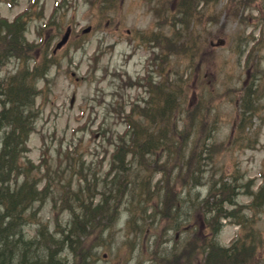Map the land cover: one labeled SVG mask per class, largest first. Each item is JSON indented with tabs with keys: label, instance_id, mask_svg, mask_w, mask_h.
<instances>
[{
	"label": "rangeland",
	"instance_id": "374dc122",
	"mask_svg": "<svg viewBox=\"0 0 264 264\" xmlns=\"http://www.w3.org/2000/svg\"><path fill=\"white\" fill-rule=\"evenodd\" d=\"M192 8L194 18L182 26L179 0H0V19L22 20L24 40L34 47L20 62L1 43L0 79H18L44 52L55 58L44 78L26 76L38 90L21 160L46 200L22 232L32 238L43 225L60 239L52 231L68 229L71 208L84 200L93 209L77 245L89 257L54 243L61 264H196L210 240L228 246L237 233L253 244L248 264H264V195L257 196L264 191V0H193ZM68 27V40L53 51ZM147 69L152 81L177 89L176 127L186 142L162 151L157 163L146 160L151 153H128L118 169L111 141L135 139L123 117L132 112L136 133L163 126L140 112L149 94L134 84L149 77ZM125 179L132 182L123 186ZM219 179L235 190L234 203L224 204L233 215L205 229L203 201L219 197L208 195L222 192L210 189ZM189 249L196 258H188Z\"/></svg>",
	"mask_w": 264,
	"mask_h": 264
},
{
	"label": "trees",
	"instance_id": "16d2710c",
	"mask_svg": "<svg viewBox=\"0 0 264 264\" xmlns=\"http://www.w3.org/2000/svg\"><path fill=\"white\" fill-rule=\"evenodd\" d=\"M192 2L193 0H179V14L177 18L182 26L192 17L194 18ZM15 20V22L9 23L6 20L0 19V44L2 43L1 45L5 46L4 54L16 55L20 59V62H22L23 60L26 61L32 58L31 55L33 54L31 51L34 47L31 43H26L24 40L25 38L22 33L24 31V24L22 20L19 21L17 18ZM172 26L175 28L176 23L172 22ZM182 26L180 28H183ZM11 28L14 32L10 30ZM18 32H20V35L15 34ZM159 32L160 29H157V34ZM181 35L190 40L194 37ZM172 40L174 41V39ZM156 42L159 44V41ZM183 42H186L187 45L193 44V41L183 40ZM167 44L170 45L169 42ZM171 48V45L170 48L167 47L168 50H171ZM187 53L190 55L196 54V52L191 50H188ZM54 61V54L49 55V52H44L41 54L40 59L34 58L32 68H26V73H22L18 79H16L17 76L7 78L8 81L5 82L2 81L3 79H0V128L6 126V129L0 135V264H7L4 260L8 258L14 259L12 264H61L62 262L57 255L56 248L51 247L54 243H60L63 246L68 245L74 251L79 250L76 253V256L79 258L89 257L87 252L82 251V247L80 249L77 248V245L81 241L79 237L83 235V230L88 224V219L91 218L92 220L94 217L93 209L84 204V200L81 201L79 207L70 209L73 213V219L68 229L56 230V228L52 231L60 233V239H53L51 233L48 234L43 225H40L36 229L37 232L32 238H26L21 228L23 224L29 222V219L41 209L43 202L46 200L44 189L37 190L35 183L29 179L31 173L29 165L26 164L28 161L21 160L23 152H26L27 133L30 131L31 125L29 121V105L30 101L32 103L33 94L37 92V89L34 90L33 88L34 81L30 83L28 79L35 73L45 77L47 63H54ZM26 76L28 77L27 80ZM148 88L151 93L149 96L150 100L143 106L140 112H143L145 117L147 116L154 124L157 122L155 117L160 118L159 122L162 120V129L159 128L155 132L154 127L156 125L152 126L148 123L149 127L147 126L141 132L136 133L137 122L132 112L128 113L127 128L131 136H135V139L130 143V138L119 136L118 141L114 143V150L111 154L112 165L118 169L124 167L123 162L128 153L134 157L140 154L145 156L143 153H151L146 157V160L152 159L154 163H157L160 155L163 153L162 151L171 152V148L176 145H185L186 141L181 140L180 136L182 129L176 127L179 118L173 107V99L178 93L177 89L168 87L165 84L159 85V82L155 83L152 81L148 84ZM169 112H171L170 116L165 120V113ZM178 113H180L179 109ZM153 115L155 116L152 117ZM171 121L173 122L172 130L170 135L167 136L165 135L166 129L170 131L168 127ZM168 130L167 133H169ZM113 141L115 140L111 142L113 143ZM198 141L196 142L197 144ZM196 143H194L195 148ZM216 145L218 146V144ZM155 149L160 150V154L156 155L155 153L158 152ZM46 154L47 149L43 152L41 161L44 160ZM112 165L111 169H113ZM130 182H132L131 179L129 181L125 179L122 185H128ZM149 182V179L142 180L138 177V184L140 185L145 186ZM44 183L46 185L43 188H47L49 183L47 181ZM229 185L220 179L218 180V186H215V183L210 185V189H220L222 192L220 194L208 193V195L213 196L212 198H215L217 195L219 197L211 200L207 197L203 201L205 210H207L206 213H208V216L202 222L203 228H210L212 224L218 225L220 224L219 219L221 217L228 218L233 215V208L227 209V207H224L225 203H234L235 190L229 188ZM162 186L161 188H164ZM263 195L264 191H259L257 196L262 198ZM36 202L39 204L35 207L34 204ZM163 202L169 206L164 197ZM170 208H172V204ZM175 209L174 207L173 210ZM15 231L18 234L16 238H13ZM245 238L247 239V235L241 233L239 236L238 234L228 246H218L216 242L210 240L206 244L207 248H204L205 253H202V258L196 264H248L252 260L251 256L254 250H251L253 244L243 241ZM40 242L43 244V249L37 244ZM9 244L13 245V251L8 249L7 245ZM80 250L82 251L81 253ZM187 255L191 259L196 258L198 253L196 250L189 249Z\"/></svg>",
	"mask_w": 264,
	"mask_h": 264
},
{
	"label": "water",
	"instance_id": "95a60500",
	"mask_svg": "<svg viewBox=\"0 0 264 264\" xmlns=\"http://www.w3.org/2000/svg\"><path fill=\"white\" fill-rule=\"evenodd\" d=\"M89 27H86L83 29V31H87ZM68 31L65 32V34L61 37V39L56 43V47H60L67 39Z\"/></svg>",
	"mask_w": 264,
	"mask_h": 264
},
{
	"label": "bare ground",
	"instance_id": "6f19581e",
	"mask_svg": "<svg viewBox=\"0 0 264 264\" xmlns=\"http://www.w3.org/2000/svg\"><path fill=\"white\" fill-rule=\"evenodd\" d=\"M21 226V225H20ZM18 232L15 231V234L13 235V238L17 237ZM8 240V238H6ZM8 249L14 250V247L12 244L7 245ZM7 264H12L14 259L8 258L4 260Z\"/></svg>",
	"mask_w": 264,
	"mask_h": 264
}]
</instances>
